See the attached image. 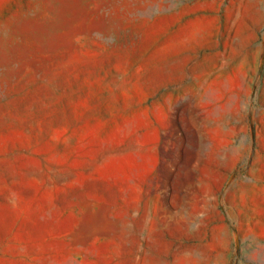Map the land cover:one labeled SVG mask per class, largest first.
I'll return each mask as SVG.
<instances>
[{"label":"rangeland","instance_id":"obj_1","mask_svg":"<svg viewBox=\"0 0 264 264\" xmlns=\"http://www.w3.org/2000/svg\"><path fill=\"white\" fill-rule=\"evenodd\" d=\"M0 264H264V0H0Z\"/></svg>","mask_w":264,"mask_h":264}]
</instances>
